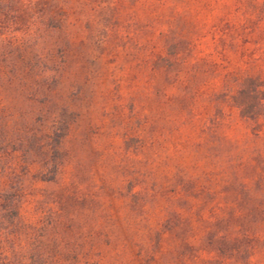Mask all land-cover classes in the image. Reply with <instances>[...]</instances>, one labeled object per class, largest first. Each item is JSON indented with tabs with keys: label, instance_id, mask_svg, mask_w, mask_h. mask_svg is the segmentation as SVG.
<instances>
[{
	"label": "rangeland",
	"instance_id": "1",
	"mask_svg": "<svg viewBox=\"0 0 264 264\" xmlns=\"http://www.w3.org/2000/svg\"><path fill=\"white\" fill-rule=\"evenodd\" d=\"M0 264H264V0H0Z\"/></svg>",
	"mask_w": 264,
	"mask_h": 264
},
{
	"label": "trees",
	"instance_id": "2",
	"mask_svg": "<svg viewBox=\"0 0 264 264\" xmlns=\"http://www.w3.org/2000/svg\"><path fill=\"white\" fill-rule=\"evenodd\" d=\"M255 93H256V90H255ZM256 96H257V93H256ZM244 109V108H243ZM245 110V109H244ZM244 112V111H243ZM44 179H46V177H43ZM51 179H49V181H52L54 180L55 177H50ZM47 180V179H46ZM67 191V190H66ZM66 196V195H65ZM64 195L61 196V198H63Z\"/></svg>",
	"mask_w": 264,
	"mask_h": 264
}]
</instances>
